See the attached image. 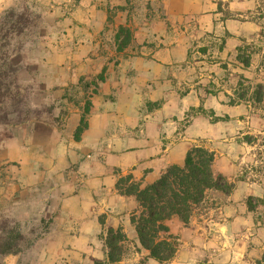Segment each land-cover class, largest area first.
<instances>
[{
    "label": "rangeland",
    "instance_id": "rangeland-1",
    "mask_svg": "<svg viewBox=\"0 0 264 264\" xmlns=\"http://www.w3.org/2000/svg\"><path fill=\"white\" fill-rule=\"evenodd\" d=\"M0 27V236L22 235L1 264H90L108 226L127 238L115 264H264V0H0ZM192 146L228 189L166 222L177 247L158 262L114 183Z\"/></svg>",
    "mask_w": 264,
    "mask_h": 264
},
{
    "label": "trees",
    "instance_id": "trees-1",
    "mask_svg": "<svg viewBox=\"0 0 264 264\" xmlns=\"http://www.w3.org/2000/svg\"><path fill=\"white\" fill-rule=\"evenodd\" d=\"M12 13V12H11ZM12 15V14H10ZM20 24V21H18ZM5 25V22L3 23ZM17 30L18 25L11 22L5 30ZM3 30V27H0ZM123 46V45H122ZM238 58L244 64H248V58L241 57L238 49ZM2 73L0 71V87L2 85ZM247 90L238 95V99L229 98V104H237L245 100ZM255 101H264V84L257 83L251 91ZM90 101H87L84 114L80 117L74 131V139L79 140L83 131L88 127L85 115L89 113ZM212 120L222 117L215 116L210 111ZM5 121V119H0ZM214 156L212 151L201 147L192 146L183 158L182 164H168L160 175L151 182L144 183L142 178L136 180L131 173L119 175L114 183L115 189L122 195L133 196L137 208L131 212L129 220L134 226L140 245L148 251L147 257L158 262L171 259L176 251V237L169 232L167 221L176 216L186 222L192 212L203 202L206 191L216 189L226 191L228 183L212 170ZM257 201L264 202L262 198ZM250 208L254 203L248 201ZM103 224V222H100ZM22 235L15 227L6 231V235L0 236V253H17L20 251L18 240ZM125 233L121 226L106 228L104 242L107 254L104 259H95L90 264H115L120 261L124 253ZM1 264V263H0Z\"/></svg>",
    "mask_w": 264,
    "mask_h": 264
},
{
    "label": "crops",
    "instance_id": "crops-1",
    "mask_svg": "<svg viewBox=\"0 0 264 264\" xmlns=\"http://www.w3.org/2000/svg\"><path fill=\"white\" fill-rule=\"evenodd\" d=\"M167 1H168V4L171 2V0H167ZM169 1H170V2H169ZM86 129H87V128H86ZM86 129H85V130H86ZM85 130H84V131H85ZM84 131H83V132H84Z\"/></svg>",
    "mask_w": 264,
    "mask_h": 264
}]
</instances>
